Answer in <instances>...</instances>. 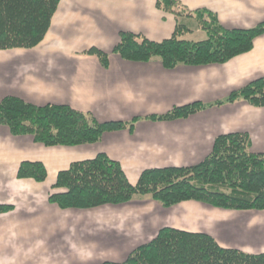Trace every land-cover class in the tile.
Returning a JSON list of instances; mask_svg holds the SVG:
<instances>
[{"label": "crops", "instance_id": "crops-1", "mask_svg": "<svg viewBox=\"0 0 264 264\" xmlns=\"http://www.w3.org/2000/svg\"><path fill=\"white\" fill-rule=\"evenodd\" d=\"M156 1L60 0L39 45L0 51V101L14 96L40 107L65 105L101 124H126L93 145L70 148H45L0 126V206L13 207L0 214V264H120L164 228L204 233L221 247L264 254V211L218 210L192 201L162 208L149 198L84 210L48 203L60 171L98 154L117 161L136 184L145 171L195 167L219 136L247 134L251 151L264 153V107L239 100L187 118L155 119L173 108L224 101L264 77V34L247 54L222 65L166 69L158 59L132 63L113 54L122 32L154 43L172 36L175 19L160 12ZM180 2L214 13L228 29L264 22V0ZM92 49L108 54L106 66L88 54ZM25 161L43 163L47 179H18Z\"/></svg>", "mask_w": 264, "mask_h": 264}, {"label": "trees", "instance_id": "trees-1", "mask_svg": "<svg viewBox=\"0 0 264 264\" xmlns=\"http://www.w3.org/2000/svg\"><path fill=\"white\" fill-rule=\"evenodd\" d=\"M59 1L0 0V51L39 45L51 26ZM156 8L175 19L172 36L154 43L141 35L122 32L113 54L132 63L158 59L166 69L180 65H222L247 54L258 36L264 34V22L249 29H228L214 13L188 10L180 0H157ZM194 30H202L206 39L186 40ZM89 53L98 57L102 66L107 65V53L96 49ZM248 84L213 105L193 103L154 118L159 121L187 118L208 107L239 100L256 108L264 107V77ZM1 125L12 136H29L45 148L93 145L104 133L126 128V124L116 121L98 123L91 115L70 106L40 107L14 96L0 101ZM214 142L209 155L195 167L145 171L136 184H131L120 164L105 154L72 163L57 175L48 203L60 210H84L149 198L162 208L192 201L218 210L264 211V153L252 152L251 140L244 133L219 136ZM47 176L45 166L38 161H25L17 170L18 179L35 183L44 182ZM11 210L13 207L0 206V214ZM156 235L120 264H264V254L252 255L221 247L211 235L204 233L164 228Z\"/></svg>", "mask_w": 264, "mask_h": 264}, {"label": "rangeland", "instance_id": "rangeland-1", "mask_svg": "<svg viewBox=\"0 0 264 264\" xmlns=\"http://www.w3.org/2000/svg\"><path fill=\"white\" fill-rule=\"evenodd\" d=\"M191 26L194 27L193 21L191 22ZM188 41H196V42H201V40L206 39V34L201 30H194V32L190 33L188 36L185 38Z\"/></svg>", "mask_w": 264, "mask_h": 264}]
</instances>
